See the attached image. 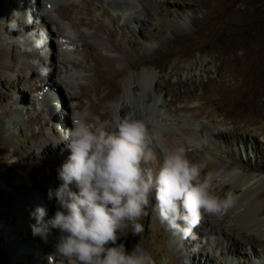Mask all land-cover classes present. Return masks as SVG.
<instances>
[{"label": "rangeland", "instance_id": "1", "mask_svg": "<svg viewBox=\"0 0 264 264\" xmlns=\"http://www.w3.org/2000/svg\"><path fill=\"white\" fill-rule=\"evenodd\" d=\"M3 1L0 264H71L49 243L19 233L14 241L3 229L18 206L16 194L34 184L29 176L42 147L59 165L67 158L58 143L78 111L75 98L92 117L107 113L102 121L113 127L126 114L157 118L147 123L156 158L163 147L190 146L189 157L206 160L205 171L215 173L218 194L231 190L238 197L222 217L202 214L187 236L168 230L149 208L143 233L129 229L122 238L129 249L139 243L153 264H264V0H34L36 16L26 10L32 0ZM26 35L45 36L46 51ZM52 65L56 73H33ZM54 86L61 88V105L44 95ZM37 116L42 128L30 122ZM222 170L233 174L224 179ZM38 176L60 183L50 165ZM244 176L250 197L233 185ZM36 187L48 198L45 185Z\"/></svg>", "mask_w": 264, "mask_h": 264}, {"label": "clouds", "instance_id": "2", "mask_svg": "<svg viewBox=\"0 0 264 264\" xmlns=\"http://www.w3.org/2000/svg\"><path fill=\"white\" fill-rule=\"evenodd\" d=\"M70 119L58 143L69 154L57 168L59 185L48 190L56 210L46 219V209L35 207L30 228L44 243L58 230L54 254L71 264H153L139 243L129 249L122 242L129 229L143 233L149 208L168 230L187 236L202 214L222 217L238 199L231 190L218 194L215 173L189 157L190 146L163 147L156 158L146 123L131 114L114 127L86 109Z\"/></svg>", "mask_w": 264, "mask_h": 264}, {"label": "bare ground", "instance_id": "3", "mask_svg": "<svg viewBox=\"0 0 264 264\" xmlns=\"http://www.w3.org/2000/svg\"><path fill=\"white\" fill-rule=\"evenodd\" d=\"M1 2H4V1L3 0H0V3ZM113 2H115V0H111V3H113ZM6 4H7V6H5V7L7 9L10 8L9 5H8V2H6ZM37 7H38L37 3L34 0H32V1H29V5H27L26 10L28 12H30L31 15H35L36 16V14H39V12H37V10H38ZM75 7H79V5H76ZM65 12L66 11H64V12L63 11H60V15H65L66 14ZM49 23H50V21H49ZM97 29H99L101 31L104 30V32L108 35V38L113 39L114 34L109 29L105 31V28L102 27V26H97ZM40 30L42 31L43 30V27L40 28ZM25 37H26L27 40L30 39L29 41H31L32 43H35L36 45H37V43L39 41V46L38 47L45 48V51H46L47 40H45V36H43L42 38L40 37V39H37V40L34 39V38H30L27 35ZM72 41H76V40L75 39H72ZM42 43H45L44 44L45 47H44V45ZM82 46H84L83 43H82ZM3 54H5V50L0 47V57H2ZM55 55H59V53L57 52V54H55ZM55 57L57 59V56H55ZM38 61H39V59H38ZM34 66H35V64H34ZM0 67H1V63H0ZM57 69L58 68L55 65H52V67L51 66H48V67H46L45 70H42V71L40 69H38V67H36L34 69L33 73L34 74L36 73V76H38L39 73H42L43 72L44 75H45V74H48L49 72H55L56 73V70ZM40 83L42 84L41 87H44V86L47 85V80H45L43 78V79H41ZM41 87H40V91H41ZM54 87L57 90V94L56 95H55V92H53L55 90V88L50 89V90H49V88L48 89H45L47 91H45V94L44 95L47 96L48 101L50 100V102H51V99L54 98L55 99L54 101H57L58 104L61 105L62 104V96H63V94L61 93V88H59V86L58 87L54 86ZM55 96H56V98H55ZM4 98H5V100L7 99L6 97H4ZM75 100L78 102V104H77L78 106H75V109H77L78 111H80V108L82 107V102L80 101L79 98H75ZM155 103H156V101L154 100L153 101V104H155ZM93 109L95 110V108H93ZM125 111L126 110H124V112ZM71 113H72V111H71ZM96 114H98V113H96ZM97 116H99L100 119L102 120V119H104V118L107 117V113H101V114H98ZM137 118L143 120L146 123V125H148L147 124L148 122L151 123L155 119H156L155 121H158L157 118H155V119L154 118H150L148 115H145V117H143V118L142 117H137ZM161 120H165V118H162ZM57 121H59V120L55 119L51 123H55L56 124ZM30 122L32 124L40 125L41 118L39 116H37V118L31 119ZM42 127L43 126H41L40 128H42ZM62 129H64V127ZM57 133H58V131H57ZM51 154L52 153L49 150V147H47V146H43L42 147V151L40 152L39 155L36 156V158L38 160L34 164V166H35L34 167V170H33L34 172H33V174H31L29 176V179L30 180H32V181L34 180L33 186L30 188V190H27L26 192H22V193L16 194L14 200H16V203H17L18 206L16 207V205H12L13 206L12 207V209H13V217H9V218L5 219V221H6V227H4L3 231H4V233L7 231L10 234V236L13 238L14 241H17V239H20L21 235H23L22 237H25V239H27V240L28 239L38 240L40 243L44 244V242L41 241V239L39 237H34L32 235L31 228H30V224H32V223L35 222L34 219L31 218V220L27 222L26 219H25V215L27 214V212L30 213L33 210V205L37 206V205H39V203H42V204L45 205L44 208L46 209L47 212L50 211V214L48 213L47 216L45 217L46 219L52 216L51 210H53V211L56 210L55 201L52 200V199L47 198V196H45V193L44 194H41V192L39 190H37V187L35 188V186H37L38 184L39 185H41V184L42 185H45V188H48V189L55 188V187L58 186V184L55 181L48 180V181L45 182L44 179H41L38 176V174L43 173V171L45 170V167L47 165H50L51 168L54 169V171L57 173V168L60 165H59L58 162H53V161H50L49 160ZM232 174H233L232 171H227V170H224V171L222 170V171L219 172L220 177H222L224 179L227 178V177H231ZM248 181H249V179L246 178L245 176L244 177H239V179L237 181H234L233 182V185L238 186V187H241V189L244 191L243 192L244 195L246 196V195H249L250 194L248 196V197H250L252 195V193H249V191H250L249 188L250 187H248V185H247L249 183ZM38 196H40V197H38ZM49 204L51 205L50 209H49ZM252 206H253V208H256L255 202L252 204ZM13 224H16L17 226H20V229H22V230H19V232H16L15 230H12L14 228L13 227ZM11 226L13 228H11ZM18 233H19V236L20 237L17 236ZM26 236H28L29 238L26 237ZM48 243H49L48 249L51 252L52 251H55V249H54V243L55 242H53L51 240V242H48Z\"/></svg>", "mask_w": 264, "mask_h": 264}]
</instances>
